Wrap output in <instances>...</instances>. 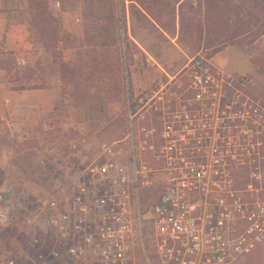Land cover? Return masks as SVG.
I'll list each match as a JSON object with an SVG mask.
<instances>
[{"label": "rangeland", "instance_id": "obj_1", "mask_svg": "<svg viewBox=\"0 0 264 264\" xmlns=\"http://www.w3.org/2000/svg\"><path fill=\"white\" fill-rule=\"evenodd\" d=\"M12 1L15 6L18 0ZM70 3L83 7V0H70L66 4L69 6ZM116 3L112 7L119 15L122 11L125 32H122L117 45H110L112 42L107 37L103 39L107 44L104 48L105 62L112 69L118 68L117 63L122 66L118 89L112 86L114 72L110 68L106 73L95 76L92 57L83 56L87 68H81L83 58L80 57L77 78H65L68 83L81 88L85 78L91 76L89 86L95 87L84 93L79 90L76 96L80 120L85 123L83 130L72 123L67 129L49 131L50 140L36 133L31 142L17 140L13 151L6 155L15 168L8 176L5 173L0 175V193L4 195L1 207L6 214L0 227V264L10 254L17 264H51L39 258L40 252L48 250L50 237L46 218L42 217L46 209L41 212L40 200L56 196L66 189L70 178L82 164L101 154L99 146L119 141L127 135L130 116L137 111L134 104L129 110V99L132 102L138 96H153L156 90L165 91L166 87L157 86L158 82L182 83V88L174 86L170 95L174 98L193 96L189 88L195 79L193 73L208 68L205 71L211 75L210 79L223 82L221 91L226 90L228 96L231 94L244 105H254L258 101L264 103V73L253 64V59L264 53L263 46L255 45L253 40L264 26V17L262 14L260 17L264 12V0H116ZM104 7L108 8L106 3ZM239 8H243L244 13ZM76 10L81 13L80 8ZM89 21L87 26L92 29ZM107 23L104 25L106 28L111 26ZM89 39L85 37V46L93 43ZM8 67L14 71L21 66L10 61ZM135 74L139 81L149 80L148 87L135 90ZM230 81H233L232 86L225 83ZM185 89L190 91L184 93ZM226 93L222 91L217 97L224 98ZM111 99H121L122 102L113 107L109 104ZM239 110V107L236 110L228 108V113L222 110V120H214V124L220 122L223 128ZM218 111L217 106L212 110L214 114ZM150 112L144 113L146 120L135 116V129L151 130L149 125H145L151 122ZM232 134L236 135L235 132ZM150 139L159 144L155 134ZM255 142L256 136L235 137L238 164L210 169L222 179L219 188L222 193L227 191L225 179L230 173L234 193L248 202L252 209L257 202L264 200V150L247 149ZM10 143L0 139L4 150ZM182 143L183 140L177 141L179 145ZM254 163L259 167L260 178L256 177ZM207 202L214 201L209 199ZM34 212L42 214L36 217ZM35 240L40 241V245ZM238 264H264V238Z\"/></svg>", "mask_w": 264, "mask_h": 264}, {"label": "built area", "instance_id": "obj_2", "mask_svg": "<svg viewBox=\"0 0 264 264\" xmlns=\"http://www.w3.org/2000/svg\"><path fill=\"white\" fill-rule=\"evenodd\" d=\"M205 69L195 71V79L189 84L193 97L211 107L205 111L207 115L197 114L195 122L201 126L185 131L183 124L172 135L163 136V142L158 144L150 139L155 133L153 129H135V116L146 120L144 113L148 111L141 107L144 97L138 96L132 102L129 99V110L134 104L137 111L130 116L127 135L99 146L101 154L83 163L66 189L40 200L41 212L46 209L42 217L46 218L50 232L48 250L39 251L42 261L238 264L262 243L264 200L252 209L234 193L230 173L225 179L226 193L220 192L222 179L210 169L238 164L235 154L221 162L214 151L217 149L214 140L230 143L235 137L256 136V142L247 149L264 150V103L244 105L231 94L228 96L226 90H222L226 93L224 98L217 97L222 93L223 82L211 80ZM225 83L232 86L233 81ZM226 98L230 100L228 106ZM216 106L219 111L214 114ZM238 107L239 113L233 118L229 116L223 128L220 122L214 124V120L222 118V110L228 113V108ZM195 133L211 138L214 150L188 149ZM179 140H183V145L177 144ZM243 157L240 158L244 162ZM255 164L256 177L260 178ZM209 199L214 202H207ZM3 201L4 195L0 193V227L6 217L1 207ZM41 212H34V216L40 217ZM35 243L40 245L38 240ZM2 264L17 262L10 254Z\"/></svg>", "mask_w": 264, "mask_h": 264}, {"label": "crops", "instance_id": "obj_3", "mask_svg": "<svg viewBox=\"0 0 264 264\" xmlns=\"http://www.w3.org/2000/svg\"><path fill=\"white\" fill-rule=\"evenodd\" d=\"M14 4L12 0H0V139L11 142L5 150L0 144V168L6 176L15 168L6 155L13 151L17 140L31 142L36 133L50 140L49 131L67 129L72 123L82 130L85 126L80 120L75 95L85 87L78 88L62 78L61 66L55 61L52 50L34 38L28 20H14L7 13L8 8L16 6ZM48 4L62 27L84 41L81 13L62 11L60 0H48ZM254 44L263 46L264 50V34ZM59 49L63 61L73 65L85 54L84 48H63L61 43ZM10 61H16L21 67L12 71L8 67ZM133 79L135 90L148 87L150 82L139 81L137 74ZM120 102L121 99H111L109 104L114 107Z\"/></svg>", "mask_w": 264, "mask_h": 264}, {"label": "trees", "instance_id": "obj_4", "mask_svg": "<svg viewBox=\"0 0 264 264\" xmlns=\"http://www.w3.org/2000/svg\"><path fill=\"white\" fill-rule=\"evenodd\" d=\"M67 2H70V0H60L61 10L73 11L80 8L81 19L83 21L85 29L87 28L85 30V35L90 38V42H93L91 45H83L84 41L79 40L77 37L71 35L62 27L60 20L54 17V15L52 14L49 8L48 0H18L15 7L7 9V13L14 20H21L20 18L28 20L34 38L42 42L47 49L52 50L55 61H57L61 66L62 78L65 79V81L66 76L69 79L77 78V68L80 67V64H77V62L74 65L65 63L62 57V51L61 49H59V43L62 44L63 48H84V55L92 57L95 76L96 74L98 75L100 73H106L110 68V64H107L104 59L106 55V51L104 48L107 47V44L106 42H104L103 38L107 37L108 41L112 42L110 45H117L118 39H120L122 32H125L122 19V11L120 12L121 15H119L117 14V12H115V8L112 7L113 5L117 4L116 0H83V3H81L83 7H75L73 3H70L71 5L68 6L66 4ZM105 3L108 8L104 7ZM239 9L242 13H244L245 10L243 8ZM107 13H109L108 16H106ZM261 14L264 17V12L260 13V17ZM89 19H91V21H89ZM87 21L91 23L92 29L87 26ZM106 23H111V26L107 28L104 27ZM262 34H264V26L255 35L253 40L255 41L256 39H258ZM214 53H216V51ZM81 58H83L81 59V68H87V61H85L84 57ZM253 64L258 70L264 73V53L253 59ZM116 66L118 68H110V70L114 72L112 78V86L118 89L120 81V68L122 66L118 63ZM90 77H86L84 80L83 85L85 87V92L87 90L95 88L91 85L89 86ZM106 89L108 90V87ZM79 92L80 91H77L75 95L78 96ZM115 97H117V94ZM3 173L4 172L0 168V175H3Z\"/></svg>", "mask_w": 264, "mask_h": 264}, {"label": "flooded vegetation", "instance_id": "obj_5", "mask_svg": "<svg viewBox=\"0 0 264 264\" xmlns=\"http://www.w3.org/2000/svg\"><path fill=\"white\" fill-rule=\"evenodd\" d=\"M181 85L183 84L179 82H158L157 86L161 88L166 87L165 91L156 90L154 91L155 95L145 96L143 98L141 107L145 109V111H151L149 113L151 116V122L149 124L146 123L145 125H149V127L154 130L156 141H159V143L163 142L161 139L163 136L166 137L172 135L177 129L182 127L183 124H186L187 129L185 131H188L190 127L196 125L201 126V123L196 124L195 122L197 120V114H199V116L207 115L205 111L210 110L211 108L210 106L205 105L204 102L198 101L193 96L185 95L175 98L170 96L173 93L174 86L182 88ZM185 92H189V90L185 89L184 93ZM164 94L168 95L165 96ZM229 103L230 100L226 98L225 105L228 106ZM231 107L234 108L233 106ZM179 110H181V113ZM198 120H200V118H198ZM193 137L195 139L191 137L188 142V149L195 151L214 150L211 147V138L200 137L196 133ZM216 145L217 149L214 151H217L216 157L219 158L221 162H224L227 156H233V154L237 155L236 150H234L235 143L233 140L230 143H227L225 140L217 141Z\"/></svg>", "mask_w": 264, "mask_h": 264}]
</instances>
